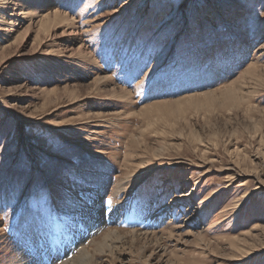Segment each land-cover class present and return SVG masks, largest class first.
<instances>
[{
  "label": "rangeland",
  "instance_id": "obj_1",
  "mask_svg": "<svg viewBox=\"0 0 264 264\" xmlns=\"http://www.w3.org/2000/svg\"><path fill=\"white\" fill-rule=\"evenodd\" d=\"M97 216L91 264H264V0H0V264Z\"/></svg>",
  "mask_w": 264,
  "mask_h": 264
},
{
  "label": "bare ground",
  "instance_id": "obj_2",
  "mask_svg": "<svg viewBox=\"0 0 264 264\" xmlns=\"http://www.w3.org/2000/svg\"><path fill=\"white\" fill-rule=\"evenodd\" d=\"M114 95V94H112ZM92 201V200H91ZM93 202V201H92ZM150 202V201H149ZM90 204V203H89ZM111 212V216H110V220L109 223H113V222H119V219L122 218V213L120 211V209H122L121 207L112 205L109 207ZM118 208V209H117ZM120 208V209H119ZM126 208V207H125ZM124 208V209H125ZM124 211V210H123ZM144 211V210H143ZM143 214V212H142ZM28 218V216H26ZM25 217V218H26ZM105 217V216H104ZM102 217H96L95 219L92 218V223L93 226H90L87 230H83L80 232H84L83 234H80L79 236H81V239L75 244V247L80 248V250L78 251V253H76L75 255H72V257H70V259L66 258L67 253H64L63 256L60 255L59 257V253H57L54 257H49L48 261H52L51 264H56L58 261H60L59 264H91L92 262L94 263V252H97L98 249L102 251V249H112L113 248V241H117L119 240L121 237L119 236L121 233V230L119 229H107L105 230L100 236H103L102 239H100L98 242H96L97 240H91V244L89 242L88 246H83L82 243L84 242V239H86L85 236L89 237L93 231L94 228L97 227L99 228L101 225H104L105 222V218ZM156 221V219L154 220V222ZM105 226V225H104ZM117 226V225H116ZM103 229V228H102ZM101 229V230H102ZM131 234V237H135V234L137 233V230H128ZM146 234V233H145ZM99 236V237H100ZM145 236V235H144ZM76 239V238H75ZM134 239V238H133ZM74 240V239H73ZM64 242V241H63ZM92 243L95 245V247L92 245ZM67 243H65L66 246ZM72 247V246H71ZM70 247V248H71ZM66 250H68L66 248ZM108 252V251H107ZM99 253V252H98ZM112 253V252H111ZM98 255V254H97ZM61 258V259H60ZM44 264H49L44 263ZM58 264V263H57Z\"/></svg>",
  "mask_w": 264,
  "mask_h": 264
}]
</instances>
